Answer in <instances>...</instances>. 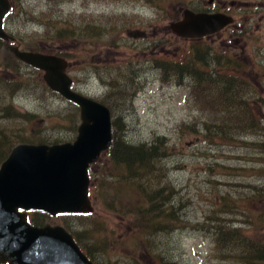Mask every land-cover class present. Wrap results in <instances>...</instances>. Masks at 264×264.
Wrapping results in <instances>:
<instances>
[{
  "label": "rangeland",
  "instance_id": "1",
  "mask_svg": "<svg viewBox=\"0 0 264 264\" xmlns=\"http://www.w3.org/2000/svg\"><path fill=\"white\" fill-rule=\"evenodd\" d=\"M12 2L14 12L6 25V32L13 38L12 44L24 51L33 49V52L46 55L58 54L56 57L61 52L68 61V75L75 81V91L109 103L113 109L112 116L115 119L123 117V142L126 140L137 146L151 144L163 137L172 149L166 160L167 178L162 182L159 175L162 179H158V184L159 188L169 187V192L176 195L172 199H175L180 218L177 229L156 228L147 236L141 235L140 229L134 231L130 227L139 206L145 202L139 199L137 192L130 196L128 203L122 200L132 181L126 182L128 187L122 188L121 173H111L106 155L92 168L91 185L98 176L103 174L105 177L111 173L114 178L109 181L115 183L107 186L104 202L112 203L108 205L116 207L118 213L100 208V202L91 197L95 213L84 219L93 221L81 225L73 216L53 218L45 215L46 224L63 227L75 234L82 248L89 251L99 264H220L222 259L217 245L205 228L210 218L222 219L224 214H221L219 205L224 200L241 197L239 204L233 199L236 203L231 208L233 216L226 219L233 224L239 222L246 236L264 241V217L259 220L254 215L259 211L264 213V107L254 108L257 118L260 114L259 124L263 133L248 135V150L235 149L231 136L214 145L210 133H206L199 123H202L200 118H213L215 122L222 120L215 103L202 104L189 92L192 89L163 81L156 64L160 61L184 63L189 51L196 47L202 50L211 47L215 51L225 48L245 56L248 52V67L241 75L251 82L258 90L257 96L263 97L264 101V55L256 49L261 44L264 46V30L260 28L255 31L257 36L244 39V26L248 22L242 19L248 20V13L230 14L236 19L234 25L229 24V30L203 39L201 44L182 40L167 30L170 23L182 18L185 9H190L191 2L201 10L227 12L232 8L233 11L248 12V4L256 6L259 0H49L50 7H56L55 12L46 11L44 0ZM39 17L42 23L34 24ZM72 24L77 32L70 41L55 43L54 36H45L50 27L55 34L56 30ZM134 31L143 32V36L130 38V32ZM4 42L6 46L11 44ZM5 47L0 57V68L6 69L4 74L30 81L26 91L14 99V105L35 116L33 128L44 131L46 145L74 142L81 121L69 114L70 108L63 98L43 90L38 84L42 77L40 74L17 64L11 47ZM134 67L136 70L141 67L134 85L138 94L132 108L120 115L116 111L121 110L114 109L107 99H117L112 87L113 81L118 79L116 70L123 68L122 77H127ZM99 74L102 75L101 81ZM245 94L244 91L242 96ZM196 125L199 132L193 131ZM231 156L239 159L227 161ZM227 167L244 168L248 172L237 176L234 169L225 170ZM133 186L137 187L138 182ZM144 189L142 186L139 190L146 195ZM145 198L149 200L148 196ZM149 203L150 200L147 205ZM126 205L127 209L122 210ZM98 226L103 230L99 231ZM142 226L149 227L146 222ZM102 243L106 246L101 255L103 260L96 253L98 247L102 248ZM170 253L172 255H168Z\"/></svg>",
  "mask_w": 264,
  "mask_h": 264
},
{
  "label": "trees",
  "instance_id": "2",
  "mask_svg": "<svg viewBox=\"0 0 264 264\" xmlns=\"http://www.w3.org/2000/svg\"><path fill=\"white\" fill-rule=\"evenodd\" d=\"M44 1L46 4V11L55 12L56 7L51 8L48 3L49 0ZM189 7L196 11L201 10L197 7L195 2H191ZM13 12L14 11L11 10L8 14L5 25H7L8 18ZM228 13L247 14L248 12L247 10H243V12L233 11L231 8ZM242 21L248 22L247 19H242ZM38 23H42L40 17L39 20H35L34 22V24ZM244 27V39H248V23ZM49 29L50 30L47 31L44 30L46 32L45 36H54L55 38L53 41L55 43L70 41L77 32L73 24L63 26L61 29L56 30L55 34L51 32V30H53L52 27ZM99 32L100 31H98V34ZM196 42L201 44L202 40H196ZM12 45H14V43L7 46L9 48V46L11 47ZM5 46L6 43L0 39V57ZM7 46L5 48H7ZM28 52H33V49H29ZM61 54L60 52L59 57H62ZM56 56H58V54ZM16 62L17 64L24 65L17 59ZM156 64L157 71L161 73L160 76H163V81L175 83L180 88L192 89V91L189 92H191L192 96L202 104L209 101L215 103L218 114L221 115L219 117H222V120L220 122H215L213 118H210V120L200 118L202 123H199L206 133H210L214 145H217L219 140L225 139L226 141V138L231 136L233 138L232 142L236 144L235 149L248 150L249 145L246 141L248 135H261L263 133V129L259 124L260 114L258 118L257 115L254 114V108L263 109V97L257 96L258 90L252 86L247 78L245 79L241 75L242 71L246 72L248 67V52L245 56V54L241 55L238 52H230V50H226L225 48H220L215 51V49L211 47H207L204 50L196 47L189 51L184 63H167L160 61ZM213 66L215 67L213 68ZM8 67V69H11L10 66ZM140 68L141 67L136 70V67H134L131 70V75L127 77H122L123 68L116 70L118 79L113 81L114 84L112 87L117 99L113 101L110 99L107 100L111 102L114 109L121 110L120 112L116 111L120 113V115L124 110H128L130 107L132 108L133 101H135L136 95L138 94L135 91L134 85L138 79V71ZM30 69L42 76L41 72L32 68ZM5 70L6 69L0 68V168L15 147L19 145L47 144V139L44 138V131H38L33 128L35 116L25 112L13 103L15 98H18L20 94L26 91L30 85V81L27 79L21 80L17 75H15L16 77L6 75L4 74ZM98 78L100 81L103 80L101 74L98 75ZM38 84L44 91L50 92L62 99L60 95L52 92L46 86L43 77H41V81H39ZM244 91L246 92V96H242ZM211 92L216 96L214 97ZM62 100H64V102L66 101L65 99ZM99 102L106 105L113 114V109L109 103ZM66 103L70 108L69 114L80 121L79 108L71 102L66 101ZM210 109L213 110V107L211 106ZM114 117L112 124L113 144L109 152L106 153V156L109 158V169L111 173H115L116 171L121 173L123 182L120 184H122V188L128 187L126 182L129 184L130 181H132L131 187L127 188L128 193L124 195L125 199H122L125 203L129 202L127 200H130V196L134 195V192L139 193V199L145 202V205L139 206L137 211L140 215L136 213L135 219L129 224L130 227L133 228L134 231L140 229L141 235L147 236L156 228L160 230H164V227L177 229L178 225H180V218L177 215L175 199H172L174 193L169 192V187L159 188L158 184V179L163 178L162 182H164L167 178L168 170L166 167L168 166V162H166V160L172 151L169 142L163 137L157 138L151 144L137 146L128 143L126 140L123 142V117L121 116L119 119H115ZM74 130H76V127H74ZM77 131L78 129L76 132ZM193 131L199 132L198 125H196L195 128L193 127ZM223 146L227 147L225 144H223ZM237 159L239 158L231 156L226 160L234 161ZM231 169L236 171L237 176H242V173L248 172L244 168L227 167L225 170ZM111 173H109V176L105 175V177H103L102 174L98 176L97 179L92 180L93 184L90 188V197L100 202V208H106L109 212L118 213L116 207L112 208V205H108L110 202H104L106 199L104 193H107V186L110 187L112 183H115L109 181L114 178L110 176ZM159 175H161L162 178ZM90 176L92 177L91 171ZM137 182L138 186H133ZM143 183L148 185L144 186ZM142 186L145 188L146 195H143L139 190ZM145 196H148L150 200L149 205H147L149 200H147ZM175 196L176 195H174V198ZM240 198L233 199L238 200L239 204ZM227 199L223 201L222 205H219V208L222 209L221 214H224L222 215L224 218H210L208 227L205 228L208 235L210 234L212 237L211 239L214 241L215 246L217 245V251L222 259L220 264H264V241H255L249 235L246 236L245 229L241 227L239 222L233 224V222L226 219L233 216L231 208L236 204L233 199ZM122 208L121 209L125 211L127 205ZM34 214L36 216H34V218L32 216V225L44 227L40 224L44 222V216L38 213ZM254 215L259 220L264 217V213L261 211L256 212ZM73 217L78 218L81 225L87 224L88 221H93L91 219L85 220L89 218V216L78 215ZM145 222L149 227L144 228L142 226V223ZM183 224L182 222L181 225ZM98 229L99 231L103 230L100 229L99 226ZM70 233L72 232L70 231ZM73 236L78 245L82 248L77 236L75 234H73ZM208 238L210 237L208 236ZM82 250L90 260L95 264H99L89 251L84 248H82ZM105 251L106 246L102 243V248L98 247L96 250L100 259H102L101 255ZM168 255H172V253Z\"/></svg>",
  "mask_w": 264,
  "mask_h": 264
},
{
  "label": "water",
  "instance_id": "3",
  "mask_svg": "<svg viewBox=\"0 0 264 264\" xmlns=\"http://www.w3.org/2000/svg\"><path fill=\"white\" fill-rule=\"evenodd\" d=\"M11 8L0 0V39H12L4 29ZM233 22L222 13L183 11L181 20L167 27L185 40L212 37ZM131 38L143 36L134 31ZM10 51L23 64L43 73L49 89L80 109L81 124L73 143L19 145L0 168V264H94L70 233L62 227L38 228L28 213L88 215L94 213L89 195V171L113 144L112 115L99 102L72 90L65 59L21 51Z\"/></svg>",
  "mask_w": 264,
  "mask_h": 264
},
{
  "label": "flooded vegetation",
  "instance_id": "4",
  "mask_svg": "<svg viewBox=\"0 0 264 264\" xmlns=\"http://www.w3.org/2000/svg\"><path fill=\"white\" fill-rule=\"evenodd\" d=\"M212 1L213 0H211V2ZM234 4L235 3H232V6H234ZM208 10L216 11L218 9H208ZM262 14H264V0H259V3L256 6H254L252 4H248V37L256 35L255 31L259 30L260 28L262 30H264V15H262ZM260 15H262V16H260ZM227 29H228V27L226 28V30ZM258 36H260V35H258ZM256 49L259 51L260 55H264V46L262 47V44H261V46L256 47ZM28 215H29V217L31 216L30 214H28ZM40 224L42 226H46V227H48V226L56 227V226H51L49 224H46L45 222L40 223Z\"/></svg>",
  "mask_w": 264,
  "mask_h": 264
},
{
  "label": "bare ground",
  "instance_id": "5",
  "mask_svg": "<svg viewBox=\"0 0 264 264\" xmlns=\"http://www.w3.org/2000/svg\"><path fill=\"white\" fill-rule=\"evenodd\" d=\"M6 34L12 39V41H13V38L6 32ZM12 41H10L11 43H12ZM14 47V45L11 47V48H13ZM16 47V46H15ZM10 48V49H11ZM16 48H19V47H16ZM20 49V48H19ZM21 50V49H20ZM21 51H24V50H21ZM25 52H27V51H25ZM68 143H71V142H68Z\"/></svg>",
  "mask_w": 264,
  "mask_h": 264
}]
</instances>
